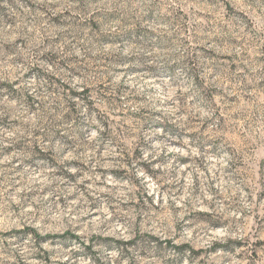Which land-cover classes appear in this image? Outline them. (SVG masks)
I'll return each instance as SVG.
<instances>
[{"label":"rangeland","instance_id":"obj_1","mask_svg":"<svg viewBox=\"0 0 264 264\" xmlns=\"http://www.w3.org/2000/svg\"><path fill=\"white\" fill-rule=\"evenodd\" d=\"M92 1L81 11L73 0H0V80L20 79L47 103L62 95L23 77L29 67L97 88L93 73L52 67L53 49L110 67L107 83L138 96L112 109L93 94L89 113L75 100L83 142L7 150L21 132L0 131V264H264V0ZM135 24L150 40L97 42ZM188 48L202 64L200 94L181 69L152 75L104 60L150 54L156 65ZM0 105L36 120L5 94ZM153 111L149 124L130 115ZM102 122L113 138L101 137ZM122 154H135L132 168ZM71 235L97 252L73 256Z\"/></svg>","mask_w":264,"mask_h":264},{"label":"trees","instance_id":"obj_2","mask_svg":"<svg viewBox=\"0 0 264 264\" xmlns=\"http://www.w3.org/2000/svg\"><path fill=\"white\" fill-rule=\"evenodd\" d=\"M90 1L92 0H73V2L78 4L75 5L74 8L84 11V3L88 4ZM4 10V5L0 3V14L3 16H7V14L4 13ZM110 18H112V20H119L118 16ZM92 24H94V26H97V24L95 23ZM75 26L77 28L79 27L80 29H82L83 27V25L79 22H75ZM152 36L153 33L151 31L145 29L139 30L135 24L128 30L125 29L118 34H103L100 38H97V42H103L107 44H119L121 42L142 43V41L150 40ZM143 45H145V47L148 46L147 43ZM52 51L53 49L48 50L47 53L50 54V59L48 60L52 62V67H56V69H63V72L71 73L73 69H76L79 70V72L85 71L87 73H93L97 80H99V78H102L103 81L100 80L99 83H97V88L95 89H93L88 84L82 85L80 89H74V87L68 85V81H66L68 77L63 79L61 77H56V73H45L40 68L29 67L26 73H24L23 77H29V75L32 73L33 77L38 79L39 85L41 87H45V89L51 93L56 92L62 95L60 99H53L52 101L47 103L42 101L41 95H38V93H36V90H33L32 87H17L20 79H16L11 82L0 80V96L3 94L7 95L8 100L16 102L20 109L25 111L27 114H31L36 117L35 122L33 124H30L27 121L20 120L19 117H11V115L9 114V109L4 107L3 105H0V131L5 129H17L21 132V134L16 136L11 141L12 143H10L7 148H5L7 150L14 148L38 149L41 146L39 142H61L64 146H67L75 141L83 142L85 139L81 130V120L83 117L81 115L82 112L79 106H77L78 104L75 100H81L82 104L85 107V113H89L91 109H93V94H95V96H97V98L106 107H111L112 109H118L122 103H125V101L135 102L136 100H138V96L134 95L133 91H128L127 87H124L122 82H119L115 86H111L110 83H107L110 81V77L106 76L109 70H111L110 67H106L105 70H99L98 67H95L97 66L96 64H92V66L87 67L85 66L86 64H84L85 57L79 60L77 58H63L58 60V54L53 53ZM151 57L152 56L150 54L124 55L122 53H116L115 55H111V57L108 59L107 57H105L104 60L107 61V63L110 65L116 64L119 66H123L126 64L131 65L134 64L133 62H136L137 66L145 69V71L149 72L152 75L165 74L167 76H171L175 70L181 69L182 71H184L187 77L193 81L195 87L197 88V92H199V94L202 93V83L199 80L202 64H198V55L193 49H186L180 58H172V60H170L169 57L163 58L161 61H158V64L156 65L148 64L149 60H151ZM71 63L74 65L73 68H69L67 66L72 65ZM105 76L106 78L104 80L103 78ZM146 114L148 115V117L147 115L142 116V113H133L130 115L138 117L140 120H143V122L149 124L150 122L154 121L152 116L160 114V112L153 111ZM94 117L97 119L96 115ZM100 124H102L100 129L101 137L104 135L107 140L113 138L112 132L107 128L108 124L106 122H102ZM1 146L2 145L0 144V147ZM134 155H132V158H130L127 154H122V164L124 166L131 167V160L137 158ZM70 238L77 243L79 248L78 250L73 251V256H77L80 253H83L86 256L87 254H94L95 252H97L92 249L95 246L94 243H84L79 240L77 235H71ZM111 242L112 244H118L120 242L121 246L119 247L128 244V242L126 241L113 239H111ZM42 254L43 257L37 255L38 258H40L44 262L50 261L48 252L43 251ZM58 262H61L60 264H64V262L62 261ZM98 264L106 263H101L100 261H98Z\"/></svg>","mask_w":264,"mask_h":264}]
</instances>
